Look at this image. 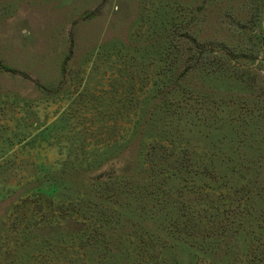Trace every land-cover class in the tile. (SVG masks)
<instances>
[{
  "label": "rangeland",
  "instance_id": "374dc122",
  "mask_svg": "<svg viewBox=\"0 0 264 264\" xmlns=\"http://www.w3.org/2000/svg\"><path fill=\"white\" fill-rule=\"evenodd\" d=\"M150 147L185 169L151 183ZM206 186L221 209L254 197L239 232L167 237ZM78 209L100 264L150 233L166 264H264V0H0V264L74 256L30 229Z\"/></svg>",
  "mask_w": 264,
  "mask_h": 264
},
{
  "label": "trees",
  "instance_id": "16d2710c",
  "mask_svg": "<svg viewBox=\"0 0 264 264\" xmlns=\"http://www.w3.org/2000/svg\"><path fill=\"white\" fill-rule=\"evenodd\" d=\"M147 157L145 165H147L148 169H144V173L146 172L145 178H150V181H159L161 174L164 172L170 173L168 176H166L167 180H172L174 177H176L181 171H183V168L185 169L184 163L179 160L178 158H174L173 160H170V157L167 155L162 156V158L159 156L157 149L154 147H150L145 151V156ZM156 159V161H155ZM159 161H162V165L159 164ZM160 165V166H158ZM164 166V168H163ZM144 167V166H142ZM158 168H162V170H157ZM158 177V178H157ZM212 179L213 182H215L216 178H209ZM211 180V181H212ZM246 186L241 187V190L245 189ZM125 190L122 194V208L129 206L128 205V199L130 197H133V194H137L135 191L127 190L124 186ZM213 189L210 186H206L199 194L201 195L200 202L198 205H202L203 203H206L208 205L207 208L198 209L195 207L187 206L186 215L181 216L183 217L182 226L183 228L179 231L169 230L167 232H164L165 235L168 237H176L174 233H178V238L181 237H187L192 240L190 246H196V247H203L205 245V242L208 240L213 241L217 245L222 242L224 237H229L228 234H235L239 232V229L241 227V223L234 225L233 224V218L237 217V211L239 209V206L246 202V204H249L251 200L254 198L252 195H249L246 191V194L243 199L240 200L238 206H231L229 208H222L223 203H220L223 199L222 196L220 198H216L215 192L212 193ZM231 192H235L228 190L225 195L228 199H232ZM138 195V194H137ZM153 194H150V196ZM153 197H156L153 195ZM220 200V201H219ZM224 207V206H223ZM147 213V212H146ZM149 215H153V211H148ZM77 214V217L79 215H82V210L78 209L76 212L73 213L72 216L67 217L64 214H59L57 216L56 221L54 222L55 227L53 229H56V231H51L49 233H45L48 226H43L45 224L37 223L33 226L32 229H30V232L33 233L34 238L36 240H49L48 238H52L50 236L51 233L57 234V236L61 235L62 231L69 232V236H71L70 243L72 244L73 248H76V252H74V256L71 258L61 259V258H55L54 261H52L50 264H71V263H79V264H100V262H96V258L91 257L90 254L87 256V254H79V250L84 251L85 249L91 248L96 246L94 243L95 239L94 237H90V234L93 229L85 228V226L82 224H79L78 218H75L74 215ZM85 215V214H83ZM243 216H240V218H250L251 212L247 211L246 214L242 212ZM74 217V218H73ZM264 217V216H263ZM88 218V217H86ZM252 219V217H251ZM127 220V219H126ZM205 221V222H203ZM43 223V222H42ZM177 225L174 223L171 225V228L178 226L179 224L176 222ZM78 225V227H76ZM234 225V228H233ZM42 226V227H41ZM124 227L122 228L123 234L129 236L131 233L126 232L124 230ZM58 230V231H57ZM91 230V231H90ZM61 231V232H60ZM47 232V231H46ZM90 233V234H89ZM130 233V234H128ZM148 241L142 242L141 244H135L134 247V254H129L123 264H166V259L164 258V254H161L163 249H166L165 243L167 240H158L159 242H155L154 244L152 240L156 238V234L150 233L148 235ZM73 238V239H72ZM130 239V238H129ZM157 239L158 236H157ZM37 242V241H36ZM39 243V242H38ZM96 243H101L99 240ZM131 244V243H130ZM195 244V245H194ZM153 249H159L160 251L157 252V254H150ZM103 256V255H102ZM57 261V262H56ZM174 261V259H173ZM175 262V261H174ZM176 263V262H175Z\"/></svg>",
  "mask_w": 264,
  "mask_h": 264
}]
</instances>
